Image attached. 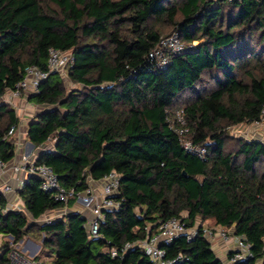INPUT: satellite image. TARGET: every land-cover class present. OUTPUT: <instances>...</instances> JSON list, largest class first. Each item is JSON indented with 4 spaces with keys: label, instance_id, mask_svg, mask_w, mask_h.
<instances>
[{
    "label": "trees",
    "instance_id": "obj_1",
    "mask_svg": "<svg viewBox=\"0 0 264 264\" xmlns=\"http://www.w3.org/2000/svg\"><path fill=\"white\" fill-rule=\"evenodd\" d=\"M174 33L187 47L159 67L149 54ZM51 48L72 52L73 87L54 72L29 98L46 107L29 120L27 137L54 145L36 163L76 192L115 171L120 206L105 210V240L90 237L88 218L76 211L31 223L77 197L58 201L30 177L18 191L24 210L4 213L8 199L0 196V235L20 240L37 231L42 264H154L140 247L122 257L110 250L157 233L170 218L188 226L201 218L195 239L162 244L168 258L224 264L203 235L211 225L250 244L253 257L234 264H264V140L230 131L258 121L264 105V0H0L2 161L16 157V137L3 138L21 119L2 96L28 67L46 70ZM179 109L205 158L183 146L173 124ZM0 264H9L7 252Z\"/></svg>",
    "mask_w": 264,
    "mask_h": 264
},
{
    "label": "built area",
    "instance_id": "obj_2",
    "mask_svg": "<svg viewBox=\"0 0 264 264\" xmlns=\"http://www.w3.org/2000/svg\"><path fill=\"white\" fill-rule=\"evenodd\" d=\"M186 47V43L180 39L179 34L174 33L161 39L160 44L150 52L149 56L156 61L159 67H165L169 64L172 54L181 53ZM71 60V51H60L51 48L49 50L47 69L44 70L36 66L28 67L23 80L17 84L16 88L14 90H7L5 95L2 96L3 101L18 109L19 106L16 102L23 99L28 101L31 96L39 93L40 83L47 79L51 73L58 72L61 74L62 78L68 76L66 69ZM8 93L9 96L7 97L6 95ZM174 118H176V120H173V124L177 125V131L183 137V146L188 151L196 152L201 157L205 158L207 155V149L199 145H194L192 140L186 135L189 130L187 128L184 109L177 110ZM251 125L256 128L264 125V105L261 109L260 119L251 123ZM20 128V123L13 125L3 139H8L11 136L18 134ZM258 134L259 132H253L252 136L249 137L247 132L240 133L242 137L248 139L264 140V135ZM18 139L15 147V159L9 163L0 159V196L5 195L8 199L6 206L2 211L6 213L11 210H24V204L18 195V191L24 187L30 177H38L41 181V188L44 191L52 192L58 201L68 203L70 198L77 197V202L82 203L85 207L91 208L93 216L88 219L86 224L89 236L105 240V236L100 233V225L105 219V210L117 209L120 206V203L114 199L119 193V175L113 171L103 179L94 181L85 192H76L74 189L67 190L59 184L58 176L49 165L38 164L36 163L35 158L30 157L26 152L22 153L20 147L22 142ZM10 174L16 176L22 175L20 179L17 178L19 183L17 186H13L12 183L4 180L5 176ZM94 183L99 184V192H96L94 189ZM56 213L57 215L63 214L64 211H62V213ZM46 215L47 213L40 218L42 220L41 223H50L52 221L53 217L48 215L47 218L43 219ZM186 216L187 214L184 215V217ZM40 219L35 220L31 218L30 222H38ZM199 233L200 223L197 222L194 226H188L185 218L173 217L163 221L160 224L157 233L153 235L148 234L145 238L137 241L127 242L121 247H113L110 250V253L112 257H122L130 249L140 247L146 252L154 264H177L183 260V256L179 255L175 259L168 258L166 249L162 247V244H170L180 236H186L188 240H193ZM203 235L209 239V241H213L218 237H221L226 241L233 240L236 247H233L230 250L233 253L232 258L230 259L232 264L241 260L248 261L253 257L250 244L246 241L244 236L232 234L229 230L224 228L208 226L203 227ZM4 237H7L6 241L8 244L5 247L4 243L0 241V255L7 252L9 264H42L37 258V253L39 249H41V245L34 243L29 238V235H25L20 240H16L11 234Z\"/></svg>",
    "mask_w": 264,
    "mask_h": 264
},
{
    "label": "crops",
    "instance_id": "obj_3",
    "mask_svg": "<svg viewBox=\"0 0 264 264\" xmlns=\"http://www.w3.org/2000/svg\"><path fill=\"white\" fill-rule=\"evenodd\" d=\"M21 100H18V102H16V104L18 105L20 103ZM28 102V103H27ZM22 103V102H21ZM24 106V104H22ZM25 107L28 111V115L30 116L29 119L24 122V119H20V127L22 128V131L24 133V137L22 140H20L21 142L25 143L26 147V153L30 155V157H33L35 159H37V157L45 150H52L53 149V142H50L46 145H43V146H38L36 147L30 140L29 138L27 137V125H28V122L31 118L34 117V115H36L37 113H39L41 110H43L46 105H38V104H35L33 102H31L30 100L26 101L25 103ZM15 108V107H14ZM16 109V108H15ZM17 110V113H18V116H20L19 112H18V109ZM20 128V129H21ZM22 133V132H21ZM18 135V134H17ZM33 144V146H32ZM21 155V154H20ZM22 177V175H19V176H16V175H6L4 180L8 181L9 183H12L13 186H17L19 183H18V179H20ZM18 178V179H17ZM94 186V189L96 190V192H99L100 191V187H99V184L98 183H94L93 184ZM62 211H76V212H80L82 213L85 217H87L88 219L91 218L93 216V212L91 210V208L89 207H85L82 203L80 202H76L71 208H65V210H59L58 213H61ZM54 214V213H52ZM56 214V213H55ZM54 216V215H53ZM52 216V217H53ZM58 216H61L58 214ZM201 221V219H200ZM218 228H224V229H227L229 230L230 233L232 234H235L234 233V229L233 228H225V227H218ZM211 244H212V249L214 250L217 258H219L220 260L223 261L224 264H232L230 259H229V253L231 252L230 250L233 248V247H236L235 243L233 240H229V241H226L224 240L223 238L221 237H218L216 238L215 240L213 241H210ZM257 264H263L262 261H258Z\"/></svg>",
    "mask_w": 264,
    "mask_h": 264
},
{
    "label": "rangeland",
    "instance_id": "obj_4",
    "mask_svg": "<svg viewBox=\"0 0 264 264\" xmlns=\"http://www.w3.org/2000/svg\"><path fill=\"white\" fill-rule=\"evenodd\" d=\"M198 42H195L194 44H197ZM66 71H67V69H66ZM63 79H64V82H65V85H66V88L68 89V90H70L72 87H73V83L69 80V77L68 76H65V77H63ZM7 97L9 96V93L6 95ZM2 100H3V98H2ZM22 102V103H21ZM25 103H26V101H25V99H23V100H21L20 101V103L18 104V106H19V108H18V112H19V114H20V117H21V119H24V122H26L28 119H29V115H28V111H27V109H26V107H25ZM22 104H24V106L22 105ZM11 105V104H10ZM12 106V105H11ZM230 131H231V133L233 134V135H236V136H242V135H240V133H242V132H247L248 133V136L249 137H251L252 136V133L253 132H259V134H262V135H264V125L262 126V127H259V128H256V127H253L250 123H244V124H238V125H235V126H233V127H231V129H230ZM22 132V133H21ZM258 134V135H259ZM14 137H16V139H20V140H22L23 139V137H24V133H23V131H22V128L20 129V131H19V133H18V135L16 134V135H14ZM18 139V140H19ZM22 145L20 146L21 147V151H22V153L23 152H26V149H25V147H26V145H25V143H21ZM62 213V212H61ZM185 214V213H184ZM47 215L48 216H58L57 215V213L56 214H52V212H48L47 213ZM47 215L43 218V219H45V218H47ZM59 215H61V214H59ZM200 219L201 218H198V223H201V221H200ZM42 222V220L40 219V220H38V222H36V223H41ZM208 227H214V226H211V225H208ZM28 235H29V238L34 242V243H36V244H38V245H41L42 244V239H41V237L39 238V235H38V233H37V231H31V232H29L28 233ZM7 240V237H4V236H1L0 235V241H2V243H4L5 241ZM40 250L41 249H39V251H38V253L37 254H39L40 253Z\"/></svg>",
    "mask_w": 264,
    "mask_h": 264
},
{
    "label": "water",
    "instance_id": "obj_5",
    "mask_svg": "<svg viewBox=\"0 0 264 264\" xmlns=\"http://www.w3.org/2000/svg\"><path fill=\"white\" fill-rule=\"evenodd\" d=\"M32 146H33V144H32ZM185 174H186V172H184Z\"/></svg>",
    "mask_w": 264,
    "mask_h": 264
}]
</instances>
